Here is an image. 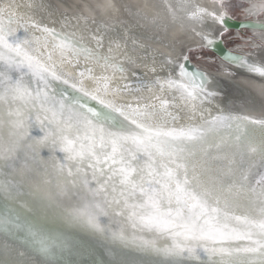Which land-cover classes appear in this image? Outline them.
I'll list each match as a JSON object with an SVG mask.
<instances>
[{"label": "snow or ice", "instance_id": "snow-or-ice-1", "mask_svg": "<svg viewBox=\"0 0 264 264\" xmlns=\"http://www.w3.org/2000/svg\"><path fill=\"white\" fill-rule=\"evenodd\" d=\"M213 3L163 10L201 51L239 11L259 43L221 71L264 78V0ZM116 27L0 5V264H264V111L213 113L221 93L188 55L158 60Z\"/></svg>", "mask_w": 264, "mask_h": 264}, {"label": "bare ground", "instance_id": "bare-ground-1", "mask_svg": "<svg viewBox=\"0 0 264 264\" xmlns=\"http://www.w3.org/2000/svg\"><path fill=\"white\" fill-rule=\"evenodd\" d=\"M23 1L25 3L29 2V0ZM239 1L244 2V0ZM8 2L9 0L6 1V3ZM10 2L13 3V0H10ZM50 2L53 3L57 9H59V12L66 13L69 16L83 15L89 20L95 19L98 22H107L116 25L117 27L113 29L111 33L113 36L117 34L121 22L132 24L134 26L133 31L135 38L138 39L140 43L146 45L152 53H155L158 60L161 58L160 56L162 54L175 60L182 55H187V52L190 49L192 50L198 45H200L201 47V45L203 44L202 40L197 41L196 38H194L193 36L189 37L187 35L188 33H185L181 29H179L180 26L178 25V23L175 24L169 21L166 25L162 24L163 22H167L165 21L163 16L164 0H159L158 3L156 1V4H154V0H50ZM120 2L123 3L125 8L120 6ZM190 2L198 4L201 7H206L209 10H213L216 7V5L213 3V0H190ZM3 4L4 3L2 2V4L0 5ZM155 8L158 9L159 12H155ZM128 12L130 13V15L128 14ZM136 14L139 16V18L136 16ZM228 18L235 21H245L246 19V17L243 15L241 16V18L243 19H233L232 17H230L229 13ZM215 27L219 29V31L215 33L216 40H221L224 46L229 49L225 45V41L223 40V38L220 36V31H223V26L216 25ZM231 32H235L236 34H245V32L253 33L251 30L246 29H232ZM257 39H259V37H257ZM204 49L212 53L215 59L222 64V60L221 58H219V56L213 53L209 48ZM134 54L143 55L141 50L138 48L134 49ZM191 63L196 68H199L200 70L208 74L210 79L214 80L215 78L217 80L216 82L224 81L222 83L226 84L228 87L230 85H228L227 83L230 82L233 87L232 89L242 92L249 98L250 102L255 105L254 109L251 107L246 108L243 111L236 109V112L250 115L256 118L261 117V113L262 111H264V78H259L255 75L248 74L242 71L239 72L240 74L238 73L234 78H228L223 74L221 70L217 72H209V70L205 68L204 65H197L192 61ZM63 68L64 71H66L69 75L75 76V69H73L71 66H63ZM149 76L151 77V74H149ZM222 78L225 80H223ZM86 85L88 87L93 86L87 81ZM144 95L147 96L150 95V93L146 92L144 93ZM119 99L127 101L132 98L120 97ZM220 99H222V96ZM222 100L226 107L231 105L226 103L224 99ZM222 100H220L221 103ZM211 107L213 113H215L217 108L228 111L225 107H222V105L218 101V98H216ZM183 122H189L186 115L183 118ZM195 122L199 123V120L197 119ZM36 131L37 130H34V133Z\"/></svg>", "mask_w": 264, "mask_h": 264}, {"label": "rangeland", "instance_id": "rangeland-1", "mask_svg": "<svg viewBox=\"0 0 264 264\" xmlns=\"http://www.w3.org/2000/svg\"><path fill=\"white\" fill-rule=\"evenodd\" d=\"M6 1H8V0H0V4H2V2L5 4ZM156 1H157V3L159 2V0H154V4H156ZM13 3L16 4V5L25 4V2L23 0H20V1L19 0H13ZM236 3H238V4L242 3V1L236 0ZM120 6L125 8V6L123 5L122 2H120ZM57 10H59V9H57ZM20 11L23 13L24 9L21 8ZM154 11L155 12L156 11L159 12L158 9H156ZM59 13H61V12H59ZM228 13H229L230 17H232L233 19H238V20L243 19V18H241L242 15L240 14L239 11H236V12L229 11ZM128 14L130 15L129 12H128ZM37 15H38V18H39V14H37ZM136 16L139 18V16L137 14H136ZM163 16H164L165 21H167L166 23L163 22L162 23L163 25H166L169 21H171L172 23H175V24L178 23V22H173L171 20V18L167 17L164 14V12H163ZM178 25L180 26L179 29H181L185 33H188L187 35L189 37L193 36L194 38L197 39V41L201 40V37L195 35L190 30V28L182 27L180 25V23H178ZM252 34L249 33V32H245V34H242V33H237L236 34L235 32H231V30H227V32H224V35L222 36V38L225 41V45L230 50H232L234 52L235 51L238 52V51L241 50L242 47H246V44L248 42H251L252 40H255L257 43H259V39H257V37H253ZM200 49H201V47H200V45H198L197 47L192 49V51H188L187 55L189 56V59L194 64H197V65L202 64V65H204L205 68H207L209 70V72L210 71H213V72L220 71L222 64L218 60L215 59L213 54L208 52L205 49H203V51H201ZM254 51H257V50H254ZM160 57L162 58V57H167V56L162 54ZM164 74H165L164 72L160 73L161 76H163ZM223 80H225V79H223ZM216 81L217 80L214 78V80H213L214 83L212 84V86H213V88H215L216 90H218L221 93L217 98H218L219 103L222 105V107H225L228 111H232V112H236V109H239V110L243 111L246 108H250V107L253 108V109L255 108V105L252 102H250L249 98L246 95H244L242 92H240L238 90L232 89L233 87H232L230 82L227 83L228 85H230L228 87L226 84L222 83L224 81H222V82H219V81L216 82ZM221 96H222V99H224V101L226 103L231 104L232 107H231V105L226 107L224 105L223 100L220 99ZM220 100H222V103L220 102Z\"/></svg>", "mask_w": 264, "mask_h": 264}, {"label": "water", "instance_id": "water-1", "mask_svg": "<svg viewBox=\"0 0 264 264\" xmlns=\"http://www.w3.org/2000/svg\"><path fill=\"white\" fill-rule=\"evenodd\" d=\"M244 21H235V20H231V19H227V29L229 30H241L244 29L242 27V23ZM213 53H215L217 56H219V58H222L223 55L229 51V49H227L224 44L221 42V40H218L217 43L215 44L214 47L209 48ZM188 67L189 68H196L191 61H188ZM202 71V70H201Z\"/></svg>", "mask_w": 264, "mask_h": 264}, {"label": "flooded vegetation", "instance_id": "flooded-vegetation-1", "mask_svg": "<svg viewBox=\"0 0 264 264\" xmlns=\"http://www.w3.org/2000/svg\"><path fill=\"white\" fill-rule=\"evenodd\" d=\"M252 34V33H251ZM253 37H255L253 34H252ZM236 52V51H235Z\"/></svg>", "mask_w": 264, "mask_h": 264}]
</instances>
